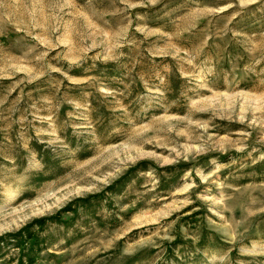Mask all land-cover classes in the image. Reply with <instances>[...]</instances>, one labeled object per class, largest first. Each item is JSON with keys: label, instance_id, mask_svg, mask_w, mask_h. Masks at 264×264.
Returning <instances> with one entry per match:
<instances>
[{"label": "rangeland", "instance_id": "1", "mask_svg": "<svg viewBox=\"0 0 264 264\" xmlns=\"http://www.w3.org/2000/svg\"><path fill=\"white\" fill-rule=\"evenodd\" d=\"M264 264V0H0V264Z\"/></svg>", "mask_w": 264, "mask_h": 264}, {"label": "trees", "instance_id": "2", "mask_svg": "<svg viewBox=\"0 0 264 264\" xmlns=\"http://www.w3.org/2000/svg\"><path fill=\"white\" fill-rule=\"evenodd\" d=\"M22 260H19V262L17 264H21Z\"/></svg>", "mask_w": 264, "mask_h": 264}]
</instances>
